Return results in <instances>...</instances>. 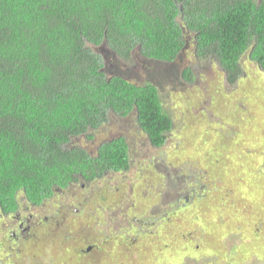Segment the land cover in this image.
Instances as JSON below:
<instances>
[{
	"label": "rangeland",
	"instance_id": "obj_1",
	"mask_svg": "<svg viewBox=\"0 0 264 264\" xmlns=\"http://www.w3.org/2000/svg\"><path fill=\"white\" fill-rule=\"evenodd\" d=\"M192 46L170 66L103 56L113 74L157 89L172 121L167 142L153 149L133 115H109L91 140L72 139L95 155L124 137L128 171L37 207L18 194V212L0 214V264H264V71L243 56L242 78L228 86Z\"/></svg>",
	"mask_w": 264,
	"mask_h": 264
},
{
	"label": "trees",
	"instance_id": "obj_2",
	"mask_svg": "<svg viewBox=\"0 0 264 264\" xmlns=\"http://www.w3.org/2000/svg\"><path fill=\"white\" fill-rule=\"evenodd\" d=\"M189 39L228 86L242 78L243 56L264 71V0H0V214L18 212V194L37 207L128 171L122 136L95 155L69 145L91 140L109 115H133L163 146L172 121L157 89L113 74L103 56L170 66ZM182 76L191 81V70Z\"/></svg>",
	"mask_w": 264,
	"mask_h": 264
},
{
	"label": "flooded vegetation",
	"instance_id": "obj_3",
	"mask_svg": "<svg viewBox=\"0 0 264 264\" xmlns=\"http://www.w3.org/2000/svg\"><path fill=\"white\" fill-rule=\"evenodd\" d=\"M209 118H210V117H209ZM211 123H213V120L211 121ZM211 123H210V124H211ZM146 139H147V138H146ZM167 139H168V138L166 137V138H165V143L163 144V146L166 144ZM147 141H148V140H147ZM148 143H149V141H148ZM149 145L151 146L150 143H149ZM163 146H161V147H159V148H155V147H152V146H151V147H152L153 149H156V150H157V149L162 148ZM166 154H167V153H166ZM128 157H129V156H128ZM166 167H167V166H166ZM167 171H168V167H167ZM183 173H185V174L188 173V177H187L188 179H189L190 176H192V175H190V172H189L188 169L184 170ZM166 175H167V176H166ZM166 175H165V179L167 178V179H166V180H167L166 182L169 183V177H168L169 174L167 173ZM193 175H195L196 178H197V177L199 176V172H195V173H193ZM161 176H162V178H164L163 175H161ZM180 176H181V175H180ZM165 179H164V180H165ZM94 183H95V182H93V183H91V184H88V185H89V186H90V185H94ZM85 187H86V185H85ZM167 189H168V190H166V191L169 192V186H167ZM198 190H199V189H198ZM198 190H197V192H198ZM197 192H196V193H197ZM185 200H187V199H185ZM29 220H30V217L27 218V223H28ZM17 224H18V225H17L16 227L19 229V232H24L25 230H27V228L24 229V222H23L22 219H19L18 222H17ZM14 236H15V235H14Z\"/></svg>",
	"mask_w": 264,
	"mask_h": 264
}]
</instances>
